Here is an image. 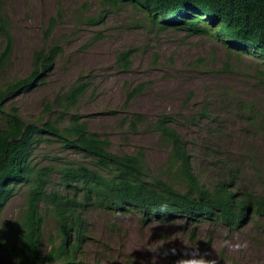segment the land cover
Masks as SVG:
<instances>
[{
    "label": "rangeland",
    "instance_id": "obj_1",
    "mask_svg": "<svg viewBox=\"0 0 264 264\" xmlns=\"http://www.w3.org/2000/svg\"><path fill=\"white\" fill-rule=\"evenodd\" d=\"M0 16L10 23L14 41L12 57L0 70V89L32 74L36 52L54 44L63 49L48 74L6 102L7 111L17 108L21 120L38 128L57 121L66 127L71 116H78L89 131L109 139L112 152L141 155L148 178L152 177L149 180L169 182V149L153 127L166 114L172 118L169 126L187 143L194 171L204 183L232 173L241 191L264 198V83L258 76L264 69L262 59L250 52L239 57L234 48L229 52L209 32H158L131 6L113 8L102 0H0ZM52 20L53 32L47 34ZM4 48L0 32V53ZM129 51L131 65L120 69L117 55ZM198 57L205 59V64L201 70L191 71L190 65ZM140 84L143 92L127 104L128 93ZM80 85L86 86L85 91L68 112L65 94ZM191 93L192 103H188ZM238 103L248 110L242 113L235 105ZM204 108L208 117L201 116ZM136 115H141L142 123L135 130L130 124L123 127L126 119L135 122ZM41 138L32 154L34 166L56 170L64 167L62 162L73 167L91 165L85 154L63 148L57 138ZM231 158L238 172L228 171ZM52 180L57 181L56 173ZM25 194L26 188H20L3 211V236L18 220ZM252 217L240 230H231L218 223L188 224L170 215L144 223L142 214L133 208L112 214L88 208L84 218L91 239L82 261L264 264V218ZM54 233V222L48 218L43 240L46 251ZM0 258L12 262L6 249H0Z\"/></svg>",
    "mask_w": 264,
    "mask_h": 264
},
{
    "label": "trees",
    "instance_id": "obj_2",
    "mask_svg": "<svg viewBox=\"0 0 264 264\" xmlns=\"http://www.w3.org/2000/svg\"><path fill=\"white\" fill-rule=\"evenodd\" d=\"M102 3L113 8L131 6L144 14L151 26H159V32L168 29H187L191 35L209 32L225 44L237 45L239 57L250 52L264 61V0H102ZM176 15L179 23H165L169 16ZM9 26L0 16V32L5 38L0 70L7 66L14 49ZM53 29L52 20L47 34ZM228 48L230 52L231 46ZM62 51L54 44L36 52L32 74L0 89V220L14 195L20 188H26L24 204L12 230L4 236L0 230V249H6L12 260L9 263L0 258V264H84V248L91 239L90 225L84 218L88 208L111 214L127 213L133 208L142 214L144 223L170 215L185 219L188 224L218 223L231 230H240L252 221V216L264 218V198L241 191L232 173H225L224 178L213 179L209 184L196 175L187 143L169 126L171 116L162 114L153 126L161 143L169 149L167 182L149 180L152 177L148 178L141 155L112 152L109 139L103 140L89 131L78 116H71L72 122L66 127L57 121L38 128L21 120L17 108L7 111L6 102L15 93L29 90L48 74ZM131 52L117 55L120 69H129ZM204 61L198 57L190 70H201ZM228 67L225 70L228 71ZM258 76L263 84L264 69ZM85 88V85L75 86L65 94L67 111L76 106ZM143 89L142 84L133 88L126 103L139 96ZM193 95L189 94L186 102L192 103ZM235 105L242 113L248 110L241 103ZM205 109L202 117H208ZM141 118L136 115L133 123L126 119L123 127L130 124L135 130L136 125L142 123ZM42 135L55 137L63 148L85 154L91 159V165L78 163L73 167L62 162L64 167L56 170L53 166H34L32 154L43 141ZM233 162L231 158L228 171L238 172ZM53 173L57 174L56 182L52 180ZM48 218L54 222L55 233L46 251L43 240ZM195 229L196 226L191 236Z\"/></svg>",
    "mask_w": 264,
    "mask_h": 264
},
{
    "label": "clouds",
    "instance_id": "obj_3",
    "mask_svg": "<svg viewBox=\"0 0 264 264\" xmlns=\"http://www.w3.org/2000/svg\"><path fill=\"white\" fill-rule=\"evenodd\" d=\"M123 6H125V5H123ZM126 6H128V5H126ZM120 7V6H119ZM135 10V9H134ZM180 18H177V15L176 16H169V18L167 19V20H165V23L166 24H170V23H172V24H177V23H179L177 20H179ZM156 30L159 32V29H158V26H156ZM183 30H187V29H183ZM199 30V29H198ZM219 41V40H218ZM223 42V41H222ZM224 43V42H223ZM225 44V43H224ZM227 47H228V45H230L231 46V49L232 48H234V49H236L237 51H238V47H237V45H234L233 43H230V44H225ZM239 52V51H238ZM248 53V52H247ZM243 54H246V53H243ZM9 205V204H8ZM7 205V206H8Z\"/></svg>",
    "mask_w": 264,
    "mask_h": 264
}]
</instances>
